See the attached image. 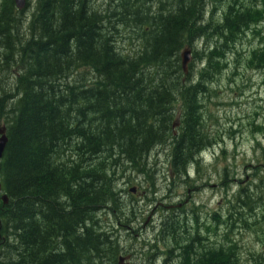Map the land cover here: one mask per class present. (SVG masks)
<instances>
[{
    "label": "trees",
    "instance_id": "trees-1",
    "mask_svg": "<svg viewBox=\"0 0 264 264\" xmlns=\"http://www.w3.org/2000/svg\"><path fill=\"white\" fill-rule=\"evenodd\" d=\"M31 3L25 16L0 0V264H118L128 241L138 264L159 252L160 264H194L193 243L196 264H264V142L243 185L220 168L223 204L209 208L202 232L208 254L201 231L192 239L193 207L180 213L174 203L205 182L217 145L206 101L219 76L233 60L264 71V0ZM158 149L163 159L153 160ZM131 175L145 196L121 202L128 192L118 184ZM147 207L160 222L154 243L143 232L123 240L110 219ZM242 232L260 249L249 259L239 254Z\"/></svg>",
    "mask_w": 264,
    "mask_h": 264
},
{
    "label": "rangeland",
    "instance_id": "rangeland-1",
    "mask_svg": "<svg viewBox=\"0 0 264 264\" xmlns=\"http://www.w3.org/2000/svg\"><path fill=\"white\" fill-rule=\"evenodd\" d=\"M33 1L30 0L32 5ZM24 11L27 12L25 16H28L33 12L32 6ZM247 47L249 48V45ZM246 63V59L239 64L233 60L230 63L229 73L219 76L220 80L214 84L215 92L206 101L208 134L215 137L217 145L214 149H210L207 154L208 161L202 165V176L205 177V182L200 179L199 184L194 188H204L200 194L196 192L195 197L207 201L211 200L210 213L223 204L221 194L224 196L225 192L218 190L216 185L219 182L215 183L220 179L218 175L219 172L222 173L220 168L229 167L230 176L233 175L237 178L238 175L237 180L243 181V185L244 182L250 180L251 166L258 164L259 154L256 153H260V151L256 142L261 144L264 142V130L260 132L256 129L264 128V71L252 69L250 64L247 65ZM197 69L199 68L197 67ZM0 126H4L3 122L0 123ZM158 157H160L159 160L163 159L160 149L156 150L153 160H158ZM196 178L197 172H194V180ZM139 181L131 175L126 178L125 182L118 184L121 189L124 188L128 192L121 195V202H129L128 199L132 195L131 189L137 188L139 192L142 191ZM155 203V209L161 207L159 205L161 201ZM146 210L151 213L153 208L147 207ZM150 215H146L145 218ZM155 220L157 221V217L153 218L152 223ZM154 232L153 230L143 232V236L149 244H153L157 236V233ZM237 239L240 244L239 254L243 259H249L250 253L260 251L257 239L251 234L242 232V237ZM131 244L129 242V246ZM122 246L126 248L123 243ZM134 258L138 263L139 256L136 255ZM163 258L161 257L162 260Z\"/></svg>",
    "mask_w": 264,
    "mask_h": 264
},
{
    "label": "flooded vegetation",
    "instance_id": "flooded-vegetation-1",
    "mask_svg": "<svg viewBox=\"0 0 264 264\" xmlns=\"http://www.w3.org/2000/svg\"><path fill=\"white\" fill-rule=\"evenodd\" d=\"M193 186H197V184H193ZM189 188L188 190V193H189V197H188V200L185 201L184 204H182V200H180L178 198V196L176 198L178 199H175L176 201H174V203H178L177 206L175 207L176 209H179L180 213L183 211L182 210V207L183 206H192L193 208H190L189 209V213L190 215L192 216V219L190 218V223L192 222V226H190V230L192 232V239L194 237V235L197 233V231H201L199 232V236L202 238L205 239V242H204V247H205V250H206V254H208L210 252V246H209V234L208 236L205 235V234H202L203 230L205 227H207L206 225V217H207V214H209V208L211 206V200H202V199H198L195 197V194L196 192L198 193H201V188ZM206 187V186H205ZM139 194L140 197H144L145 194L144 193H137L134 195L136 197V195ZM138 196V195H137ZM163 197V196H161ZM143 211H139L137 213H132L130 211H121L119 215H115V218L113 219H110V222L115 226L117 224V229L122 232V233H126L127 235L125 236L126 239H128V237H132L131 234L134 235L135 238L139 237V234L138 233H141V232H148L150 230H153L154 228H156L157 226L160 225V222H158V220L154 223H152L153 221V218L154 217H157L156 215L153 214V212H151L149 215L148 218H145L147 214V212H143ZM179 213V214H180ZM196 213L199 214V217L200 216H205V219L204 221L205 222H202V220L199 218V225H196ZM154 215V216H153ZM167 223V221L165 222V224ZM127 241V240H126ZM196 243H193L192 244V250H193V255H194V264H196V260H198V257L200 256L198 254V251H197V248L198 247H195ZM125 253L128 254V256L130 257V261L131 264H138L137 261L135 260V256L136 254L134 253L133 250L131 249H127L125 250ZM164 254L161 255V253L159 252V260L158 261H155L154 264H160L162 262V259L161 257H163ZM207 260V259H206ZM209 261V260H208ZM207 262V261H206Z\"/></svg>",
    "mask_w": 264,
    "mask_h": 264
},
{
    "label": "water",
    "instance_id": "water-1",
    "mask_svg": "<svg viewBox=\"0 0 264 264\" xmlns=\"http://www.w3.org/2000/svg\"><path fill=\"white\" fill-rule=\"evenodd\" d=\"M16 7L19 11L23 10L26 7V0H15ZM181 61H182V69L185 74L188 73V66L192 61L191 57V51L188 49H185L182 54H181ZM8 143V138L6 136V128L5 127H0V171H1V161L6 149ZM0 196L1 200L3 201L4 204L8 203V199L6 195H2V185L0 181ZM126 261L125 258H120L119 264H124Z\"/></svg>",
    "mask_w": 264,
    "mask_h": 264
},
{
    "label": "bare ground",
    "instance_id": "bare-ground-1",
    "mask_svg": "<svg viewBox=\"0 0 264 264\" xmlns=\"http://www.w3.org/2000/svg\"><path fill=\"white\" fill-rule=\"evenodd\" d=\"M16 7V6H15Z\"/></svg>",
    "mask_w": 264,
    "mask_h": 264
}]
</instances>
